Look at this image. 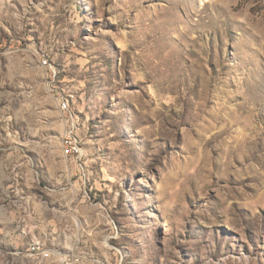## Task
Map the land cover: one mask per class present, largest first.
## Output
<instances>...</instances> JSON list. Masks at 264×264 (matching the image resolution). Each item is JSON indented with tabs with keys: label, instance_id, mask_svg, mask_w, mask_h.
Here are the masks:
<instances>
[{
	"label": "rangeland",
	"instance_id": "1",
	"mask_svg": "<svg viewBox=\"0 0 264 264\" xmlns=\"http://www.w3.org/2000/svg\"><path fill=\"white\" fill-rule=\"evenodd\" d=\"M0 264H264V0H0Z\"/></svg>",
	"mask_w": 264,
	"mask_h": 264
},
{
	"label": "built area",
	"instance_id": "2",
	"mask_svg": "<svg viewBox=\"0 0 264 264\" xmlns=\"http://www.w3.org/2000/svg\"><path fill=\"white\" fill-rule=\"evenodd\" d=\"M42 63H43L44 65H46V64H47V59H46V58L42 59ZM60 106H61L62 110L65 111V104H64L62 98H60ZM70 129H71V128H70ZM63 140H65L66 143H67V145L69 146V154H68V156H71V157H78V156H79V153H78V149H77V147H74V140H71V139L69 138V136H68V138H64Z\"/></svg>",
	"mask_w": 264,
	"mask_h": 264
},
{
	"label": "bare ground",
	"instance_id": "3",
	"mask_svg": "<svg viewBox=\"0 0 264 264\" xmlns=\"http://www.w3.org/2000/svg\"><path fill=\"white\" fill-rule=\"evenodd\" d=\"M67 138V137H66ZM66 142V141H65Z\"/></svg>",
	"mask_w": 264,
	"mask_h": 264
}]
</instances>
